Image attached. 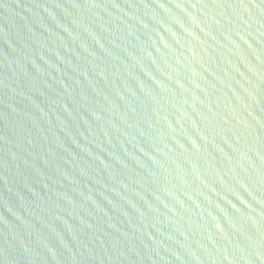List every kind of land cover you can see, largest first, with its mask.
I'll return each mask as SVG.
<instances>
[{
	"label": "water",
	"instance_id": "water-1",
	"mask_svg": "<svg viewBox=\"0 0 264 264\" xmlns=\"http://www.w3.org/2000/svg\"><path fill=\"white\" fill-rule=\"evenodd\" d=\"M0 264H264V0H0Z\"/></svg>",
	"mask_w": 264,
	"mask_h": 264
}]
</instances>
